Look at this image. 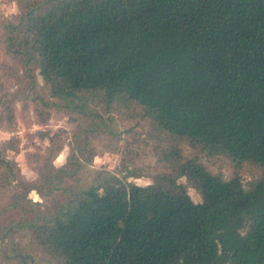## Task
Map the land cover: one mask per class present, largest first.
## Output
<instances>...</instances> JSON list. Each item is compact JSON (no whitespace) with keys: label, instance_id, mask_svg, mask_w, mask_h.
I'll use <instances>...</instances> for the list:
<instances>
[{"label":"trees","instance_id":"obj_1","mask_svg":"<svg viewBox=\"0 0 264 264\" xmlns=\"http://www.w3.org/2000/svg\"><path fill=\"white\" fill-rule=\"evenodd\" d=\"M3 44L30 87L38 71L56 100L43 106L76 114L85 133L109 128L87 106L132 107L168 144L163 170L138 185L117 175L89 185L76 141L65 164L49 165L45 211L19 199L2 229L0 258L35 264H264V0H17ZM12 116L11 112H8ZM44 120V119H43ZM45 122V121H44ZM260 169L244 184L226 179L181 146ZM78 152V153H77ZM3 163V160H0ZM185 177L201 197L194 202ZM29 251L8 250L13 229Z\"/></svg>","mask_w":264,"mask_h":264},{"label":"rangeland","instance_id":"obj_2","mask_svg":"<svg viewBox=\"0 0 264 264\" xmlns=\"http://www.w3.org/2000/svg\"><path fill=\"white\" fill-rule=\"evenodd\" d=\"M18 15L17 0H0V160H3L0 163V235L2 228L20 214L13 208L3 211L12 201L19 199L30 208L40 207L45 211L57 206L61 200L58 193L40 194L42 175L49 165L65 164L76 141L86 147L83 154L77 152L82 169L67 180L72 186L89 185L108 175L147 185L152 181L151 176L163 170L157 153L168 144L153 129L149 119L136 109L103 100H95L87 108L96 115L97 122L100 119L109 128L85 133L86 140L82 142L80 129L91 118L85 122L71 112L43 106L40 99H56L51 97L40 73L35 72V84L30 87L21 64L6 53L2 24L6 20L14 21ZM181 148L188 156L197 155L214 173L226 179L238 173L247 184L260 175V169L254 165H236L224 156H209L185 145ZM179 182L186 185L194 202L201 201L185 177ZM4 242L8 250L29 251L28 235L23 229H13ZM32 255L35 264H53L38 254ZM0 264L20 263L15 258H0Z\"/></svg>","mask_w":264,"mask_h":264}]
</instances>
